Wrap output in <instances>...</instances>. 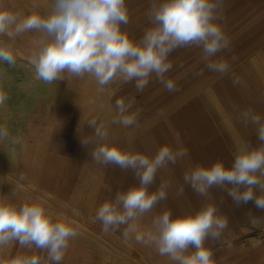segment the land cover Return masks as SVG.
Instances as JSON below:
<instances>
[{"label":"crops","instance_id":"obj_1","mask_svg":"<svg viewBox=\"0 0 264 264\" xmlns=\"http://www.w3.org/2000/svg\"><path fill=\"white\" fill-rule=\"evenodd\" d=\"M161 2L126 0L129 21L121 25V30L139 41L153 26L148 11ZM243 6L240 30L257 41L229 43L253 48L239 64L235 75L238 87L232 83L234 92L228 102H216L215 96L209 93L206 96L195 93L181 100L175 96L168 102V90L155 73L150 75L143 91H137L135 81L124 83L117 78L101 90L93 77L79 78L65 72L63 80L48 83L51 92L28 110L26 138L23 146L16 150L18 171L53 197L44 204V208L53 213V221L70 219L75 222L72 227L78 233L69 241L60 264H172L170 258L160 256L154 246L137 243L134 236L125 239L123 227L121 231L105 233L95 219L103 202L114 200L118 192L137 186L139 180L131 170L122 171L115 165L103 166L94 161L92 151L103 141L95 137L94 128L88 126L91 120L108 133V143L130 152L152 158L162 146H169L173 152L187 149V156L158 169L149 192L156 191L162 183L169 184L167 199L158 202L141 218L142 231L150 229L153 219L164 211L170 210L175 218L212 203L217 206L218 214L228 219V227L219 240L205 241L212 249L213 264H264V211L251 202L236 206L221 188L213 187L207 196H200L183 180L184 174L196 165L209 166L223 160L226 166H231L240 143L250 147L260 145L257 126L245 124L240 114L251 109L264 117V0H244ZM0 7L21 16L33 12L43 16L49 14L45 9L25 7L20 0H0ZM42 38V33L32 31L14 38L0 35V42L5 47L11 45L10 51L20 60L30 61ZM168 62L172 68L164 74V79L178 78L180 74L176 72L182 63V48L174 50ZM177 88L172 91L175 95L181 92V88ZM120 98L130 105L124 115L135 117L136 122L131 126L112 123L118 116L115 101ZM170 104L173 106L169 108ZM158 107L162 111L160 116H156L158 112L152 114V109ZM82 141L94 143L86 147ZM257 195L261 193L257 191ZM252 219L257 220L255 226ZM253 235L260 238L257 245L248 244L247 237ZM33 253L46 257V253L34 247L29 250L13 243L0 250V264H10L18 254Z\"/></svg>","mask_w":264,"mask_h":264},{"label":"clouds","instance_id":"obj_2","mask_svg":"<svg viewBox=\"0 0 264 264\" xmlns=\"http://www.w3.org/2000/svg\"><path fill=\"white\" fill-rule=\"evenodd\" d=\"M222 4L223 0H162L148 11L153 26L139 41L121 30V25L129 21L126 0H53L46 16L35 12L21 16L0 7V35L14 38L32 31L43 34L30 63L36 78L45 83L63 80L66 72L79 78L93 77L101 90L118 78L124 83L135 81L137 91H143L150 75L155 73L160 83L172 92L176 90L175 82L165 80L164 74L172 68L168 56L174 50L200 47L203 58L210 60L229 47L223 28L214 22ZM10 48L11 45L5 47L0 42V62L11 67L15 65V57ZM207 68L221 77L229 72V64L222 60L207 63ZM234 83L239 80L234 79ZM7 100L8 96L0 92V105ZM115 107L118 116L112 123L128 127L136 122L134 116L124 115L130 107L124 99H117ZM240 115L245 124L257 126L260 145L250 147L240 143L231 166H226L223 160L209 166L196 165L184 174L183 180L200 196H207L213 187L221 188L236 206L251 202L264 211V117L251 109ZM88 126L103 141L92 151L94 161L103 166L115 165L122 171L131 170L139 180L137 186L118 192L114 200H106L97 209L95 219L101 223L103 232L115 233L123 227L125 239L134 236L137 243L154 246L172 264H213L212 249L205 241L219 240L228 227L227 217L218 214L215 204L209 203L198 211L175 218L170 210L164 211L153 219L150 229L143 231L139 225L146 213L167 199L169 184L162 183L156 191L149 192L158 169L187 156V149L173 152L169 146H162L150 158L108 143V133L96 127L95 120L89 121ZM8 136L7 129L0 126V140ZM82 143L87 147L94 141ZM180 193L183 194V187ZM73 223L70 219L54 222L53 213L36 202L17 206L0 200V250L17 243L46 253V257L18 254L10 264H60L69 241L78 235ZM251 223L255 226L257 220L252 219Z\"/></svg>","mask_w":264,"mask_h":264},{"label":"rangeland","instance_id":"obj_3","mask_svg":"<svg viewBox=\"0 0 264 264\" xmlns=\"http://www.w3.org/2000/svg\"><path fill=\"white\" fill-rule=\"evenodd\" d=\"M20 1L25 7L45 9L49 13L53 4V0ZM243 2L244 0H223L221 9H218L216 13L218 19L214 22L221 25L229 41H257L254 37L249 38V34H242L243 31L240 30L244 16ZM259 38L261 37L259 36ZM258 40L260 41V39ZM252 48L247 44L231 43L227 51L225 49L210 60H205L202 48L182 47V63L177 67L176 72L180 76L165 79L174 81L176 88H181V92L179 91L180 94L175 95L168 91L166 95L169 99L168 102H171L175 96L181 100L195 93L204 96L209 93L212 97L215 96L216 102H228L231 100L230 94L234 92L232 83L234 79H237L235 75L240 69L239 64L241 60H244L246 54L252 51ZM224 52L225 56L218 58L217 55ZM14 57L15 65L9 71L10 75L4 80V90L8 100L0 105V126L9 132L7 138L0 140V200L17 206L36 202L45 207L44 204L53 197L30 178L20 174L17 167L16 150L23 146L26 138L24 131L29 127L28 110L46 97L51 92V87L48 83L36 78L34 67L30 61L20 60L19 56L15 54ZM221 60L229 64V72L223 77L207 68V63ZM235 85L238 87L237 83ZM173 104H170L169 108ZM155 112H158L156 116L162 114L159 107L152 109V114ZM247 241L248 244L257 245L260 238L258 235L248 236Z\"/></svg>","mask_w":264,"mask_h":264},{"label":"built area","instance_id":"obj_4","mask_svg":"<svg viewBox=\"0 0 264 264\" xmlns=\"http://www.w3.org/2000/svg\"><path fill=\"white\" fill-rule=\"evenodd\" d=\"M14 66H9L6 62H0V92H3L5 94L4 90V80L10 75L9 71H11V68Z\"/></svg>","mask_w":264,"mask_h":264},{"label":"bare ground","instance_id":"obj_5","mask_svg":"<svg viewBox=\"0 0 264 264\" xmlns=\"http://www.w3.org/2000/svg\"><path fill=\"white\" fill-rule=\"evenodd\" d=\"M145 229V228H144ZM230 260V259H229Z\"/></svg>","mask_w":264,"mask_h":264}]
</instances>
